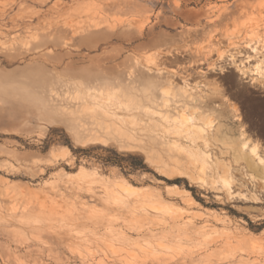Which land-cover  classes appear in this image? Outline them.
<instances>
[{"label": "rangeland", "instance_id": "374dc122", "mask_svg": "<svg viewBox=\"0 0 264 264\" xmlns=\"http://www.w3.org/2000/svg\"><path fill=\"white\" fill-rule=\"evenodd\" d=\"M259 95L264 0H0V264H264Z\"/></svg>", "mask_w": 264, "mask_h": 264}, {"label": "bare ground", "instance_id": "6f19581e", "mask_svg": "<svg viewBox=\"0 0 264 264\" xmlns=\"http://www.w3.org/2000/svg\"><path fill=\"white\" fill-rule=\"evenodd\" d=\"M200 64V63H199ZM171 78V77H170ZM243 78H246L245 76H243ZM171 81V80H170ZM171 84H173V83H171ZM184 88V87H183ZM185 89V88H184ZM164 90V89H163ZM183 90V89H182ZM187 91H188V89H186ZM184 91V90H183ZM182 91V92H183ZM171 94V93H170ZM225 100L228 102V104H229V108L231 109V111L235 114V116H236V120L237 121H240L241 120V116H240V112H239V108H238V106H237V104L236 103H234V102H231L230 100H228L227 98H225ZM197 113L195 112L194 113V111H193V113H191V115L192 116H189V115H187V114H185L184 112H182L181 114H180V117H179V120L182 122L181 124H183V123H193L194 122V120H195V118L198 116V115H196ZM202 121V120H201ZM215 121H213L212 123L211 122H204L203 124H204V126L202 127H199V126H194V127H192L193 129L194 128H196L199 132H200V134L202 135V136H205V130L203 129L204 127H206V126H210V127H214V125H215V123H214ZM241 122V121H240ZM213 124V125H212ZM180 125V124H179ZM244 127V126H243ZM243 129V128H242ZM245 129V128H244ZM189 130H192V129H189ZM195 130V129H194ZM243 131H245V130H243ZM242 131V132H243ZM247 133V132H246ZM207 144V146L209 147L210 145H209V143H206ZM249 144V143H248ZM260 143H258V142H256L254 145H253V148L251 149V154L254 156V157H256V159H257V157H258V150H259V147H260ZM261 148V147H260ZM242 149V148H241ZM243 150V149H242ZM244 151V150H243ZM250 151V150H249ZM211 158V157H210ZM259 158V157H258ZM260 160L261 161H259V163H263V161H262V159L260 158ZM204 170H206L205 169V167H204V163H202V165H201V168L199 169V171L202 173ZM223 176V175H222ZM200 181H203V179L202 178H198ZM218 183V182H217ZM221 183L223 184V186L224 187H227V186H230V188H231V180H228V179H222L221 180ZM253 183H255L256 185H257V187H260L259 189H261L262 190V187H261V183H259V181H257V180H254L253 181ZM233 188V187H232ZM256 188V187H255ZM117 189L118 190H121V191H126V192H131V191H133V192H138L140 189H138V188H136V187H133V186H131V185H122V184H119V186L117 187ZM224 189V188H223ZM258 189V190H259ZM232 190V189H231ZM234 192V191H233Z\"/></svg>", "mask_w": 264, "mask_h": 264}, {"label": "flooded vegetation", "instance_id": "af4514ba", "mask_svg": "<svg viewBox=\"0 0 264 264\" xmlns=\"http://www.w3.org/2000/svg\"><path fill=\"white\" fill-rule=\"evenodd\" d=\"M237 88L230 89V94L234 95L235 98H238ZM252 96H257L252 94ZM258 97L264 99V95H259ZM264 102V100H263ZM240 107L242 108V112L244 114L248 113V116H250V122L251 124H248V127H252L253 129L257 131L264 132V126L260 125L258 119L256 118L257 115L264 116V110H259L255 107V103L251 101H247L246 103L242 100L240 102Z\"/></svg>", "mask_w": 264, "mask_h": 264}, {"label": "trees", "instance_id": "16d2710c", "mask_svg": "<svg viewBox=\"0 0 264 264\" xmlns=\"http://www.w3.org/2000/svg\"><path fill=\"white\" fill-rule=\"evenodd\" d=\"M79 151H82V150H79ZM128 157H130V159L133 161V164L131 165V167L134 170L145 169V167L143 166V162L140 158L134 155H129ZM104 162L106 164H115V162L111 161L109 158H106Z\"/></svg>", "mask_w": 264, "mask_h": 264}]
</instances>
